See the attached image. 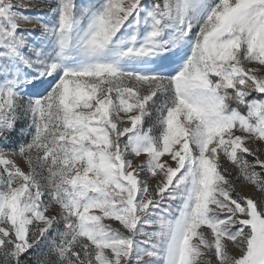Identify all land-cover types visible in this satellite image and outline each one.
<instances>
[{
  "label": "snow or ice",
  "instance_id": "1",
  "mask_svg": "<svg viewBox=\"0 0 264 264\" xmlns=\"http://www.w3.org/2000/svg\"><path fill=\"white\" fill-rule=\"evenodd\" d=\"M0 264H264V0H0Z\"/></svg>",
  "mask_w": 264,
  "mask_h": 264
},
{
  "label": "rangeland",
  "instance_id": "2",
  "mask_svg": "<svg viewBox=\"0 0 264 264\" xmlns=\"http://www.w3.org/2000/svg\"><path fill=\"white\" fill-rule=\"evenodd\" d=\"M32 14H37V13H32ZM25 27H27V28H32L33 25H26ZM243 191H245V192H251L252 189H251V188H245V189H243Z\"/></svg>",
  "mask_w": 264,
  "mask_h": 264
}]
</instances>
